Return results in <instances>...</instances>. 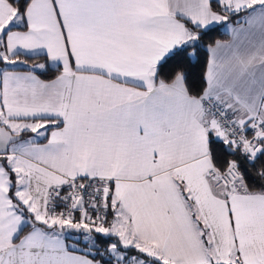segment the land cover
Returning <instances> with one entry per match:
<instances>
[{
	"label": "snow or ice",
	"instance_id": "snow-or-ice-1",
	"mask_svg": "<svg viewBox=\"0 0 264 264\" xmlns=\"http://www.w3.org/2000/svg\"><path fill=\"white\" fill-rule=\"evenodd\" d=\"M0 264H264V0H0Z\"/></svg>",
	"mask_w": 264,
	"mask_h": 264
},
{
	"label": "trees",
	"instance_id": "trees-1",
	"mask_svg": "<svg viewBox=\"0 0 264 264\" xmlns=\"http://www.w3.org/2000/svg\"><path fill=\"white\" fill-rule=\"evenodd\" d=\"M239 17L240 16L231 17L230 23L237 24L236 21L239 20ZM228 37H229L228 33L225 32L221 26H217L214 30L208 32L206 35L203 36L202 40L199 42V49H198L197 54L194 56H189L186 59L184 63V69L188 73V76H189V85L194 87V89L200 87L202 84L201 78L204 74L206 64H207V59H208V53L206 51L207 45L214 43L217 40L226 41ZM19 59L27 60V63L20 64L18 62L17 65L10 66L12 70L27 71L28 69L33 68L37 64L46 63V59L42 56L31 57V58L20 56ZM171 66L172 65L170 64L169 67ZM57 74L58 73L55 71H42L40 69H36V75L44 81H49L53 79L55 75ZM250 174H251V171H250ZM253 186L256 187L255 185Z\"/></svg>",
	"mask_w": 264,
	"mask_h": 264
},
{
	"label": "crops",
	"instance_id": "crops-1",
	"mask_svg": "<svg viewBox=\"0 0 264 264\" xmlns=\"http://www.w3.org/2000/svg\"><path fill=\"white\" fill-rule=\"evenodd\" d=\"M249 11H251V10H249ZM246 15H247V13H243L242 12V14L239 17V20H242ZM221 27H222V29L225 27V29H223V30L225 32H227L228 35H229V37H228V39L226 41H221V42H224V43L241 42V41H245L246 39H251L253 35H257V36L259 35V26L258 25H253L250 28L249 25L244 24V23L231 24L230 23V19H229V21L226 22V26H221ZM232 28H236L237 29V35L233 34V32L231 30ZM21 56L29 57V56L24 55V54H21ZM38 56L44 57L46 59V63L51 65V62L47 61L46 55L44 53H41L39 55H35V56H32V57H38ZM208 58H209V54H208ZM18 72H24V71H18ZM48 127L51 128L52 125H49ZM41 131H43V130H41ZM48 135L50 136V132L48 133ZM32 136H35V133H27V134L24 135V138L27 139V138L32 137ZM41 142H46V141L43 140V138H42Z\"/></svg>",
	"mask_w": 264,
	"mask_h": 264
},
{
	"label": "rangeland",
	"instance_id": "rangeland-1",
	"mask_svg": "<svg viewBox=\"0 0 264 264\" xmlns=\"http://www.w3.org/2000/svg\"><path fill=\"white\" fill-rule=\"evenodd\" d=\"M223 29H225V27Z\"/></svg>",
	"mask_w": 264,
	"mask_h": 264
}]
</instances>
